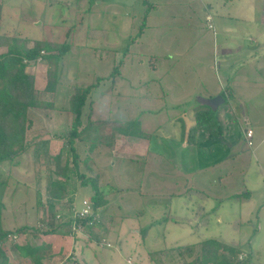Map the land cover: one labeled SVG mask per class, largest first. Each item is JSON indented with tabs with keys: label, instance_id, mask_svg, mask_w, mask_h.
Wrapping results in <instances>:
<instances>
[{
	"label": "rangeland",
	"instance_id": "374dc122",
	"mask_svg": "<svg viewBox=\"0 0 264 264\" xmlns=\"http://www.w3.org/2000/svg\"><path fill=\"white\" fill-rule=\"evenodd\" d=\"M97 1L81 0L82 7H75V4L67 3V7L50 8L46 6V0H0V27L4 34L26 38L29 40L30 46L34 44L35 40H39L42 42L41 48L44 54L55 55L59 51L58 46H64L66 50L57 66L60 69L61 80L57 83L55 91H46L44 87L47 82L48 68L56 67L55 57L49 60L38 58L26 61L27 71L37 78L41 99L54 100L56 108L55 111L47 110L46 107L29 109L32 125L27 131L26 146L28 149L26 153L17 158L16 164L11 165L5 162L0 166V171L4 176H8L7 192L4 195V225L13 230L19 225L28 223L33 226H42L45 229L49 222L58 227V232L66 231L73 226L79 236L78 242H75L69 253L60 254L59 257L55 256L54 259L46 261V264H62V261L65 263L68 258L70 261L76 260L81 264H98L96 261H99V264H191V261L195 260L200 253V246L196 241L198 237L217 238L222 245H233L241 249L238 260L246 259L248 253L251 252L253 260L250 264H264V88L249 90L252 97L249 104L234 105L228 102L218 106L220 109L217 111V118L224 127L227 125L226 128L232 135L235 144L231 146V153L226 156L227 158L225 157L212 168L185 173L183 179L178 175L162 178L161 175L159 176L160 164L166 159L161 154H152V152L149 155L144 154L147 146L146 141L137 142L130 138L129 140L122 139V137L119 138L118 148L113 149L114 152H108L104 148L97 157L94 152L89 153L91 160H88L87 163L93 171L80 162L81 172L88 176L98 175L100 188L116 189L114 193L119 191L118 199H122L120 201L122 204L125 200L132 203L133 208L138 206L137 209H134V213H138L139 207L142 208L149 204L154 196L162 195L158 200L163 207L158 211V214L156 212L154 218H161L160 222H157V227L166 226L169 240L164 239V241L167 240L168 245H172L175 249L171 255L165 253L168 245L163 243L162 238L158 237V242H152L149 247L142 243L137 231L133 232L137 240L128 234L130 243H134L133 246L128 247L123 244L122 237L125 236V232L122 231L124 228L121 223V213L115 207L112 208L111 201L113 200L112 202L115 203L116 199L112 191L110 195H105L110 200V206L107 210H102L108 213L106 216L113 212V222H104L103 220V226H93L91 233L86 230V226L76 227L67 223L71 219L69 205L73 201V199L69 201V197L55 204L56 213L62 212L63 217L53 221L50 219L49 205L43 194H45L46 184L52 179L61 177L55 173L57 170L54 167L53 157L62 147L63 137L60 138V135L68 131L71 125L72 119L69 118L71 113H68L69 110L66 108L73 92V86L76 83L86 86L96 82L100 77L104 78L89 93L83 111L85 121L88 117L90 119L93 117L92 109H94V116L109 117L106 123H96L104 134L109 135L115 121L134 118L147 108L157 107L147 103L142 96L127 95L129 98L123 96L122 99L116 100L113 92L134 94L130 85H127L125 78H121V75L129 78L133 83L131 87H137L138 82L143 80L146 66L161 62L172 64V61H164V58L169 60L171 54L175 56L174 59L179 65L180 57L177 55L176 48L194 49L198 37L205 33L210 38V43H213L215 37L214 29H208L202 3L196 1L197 11L193 19L180 18L181 20L174 18L171 14L183 16V10L178 11L179 8L177 9L174 4H166L162 6V13L166 18L159 20L158 11L154 16V27L159 28L158 33L162 36V40L159 49L153 45L155 50H152L147 47L146 43L151 36L148 31L146 36L138 41V44L136 42L143 31L139 34L146 8L150 5L148 0H113L112 3L107 0L105 8L101 7ZM192 1L190 0V3ZM235 1H238L242 6V1L245 0ZM250 1L259 7L264 4V0ZM113 5L118 7L113 8ZM114 13H118V15L113 16ZM116 16L121 19L116 20ZM132 17L134 18L130 23ZM238 29L239 33L245 34L247 38L250 35L256 36L264 31V21L262 20L260 25H248L247 23L238 25ZM119 33L120 35H118ZM132 38L135 39L134 46L131 43ZM128 46L134 50L133 54L127 51ZM4 49L6 50V47L0 45V51ZM248 50L250 51L251 48L248 47ZM157 52L164 55L156 56ZM203 59H206L203 64H215L217 67L212 54H206ZM187 64L189 66V62ZM114 66H117L118 72L112 75ZM223 92L228 94L229 88L221 91L225 95ZM111 108L113 110H110ZM165 114L162 113L151 123L147 120L149 124L144 122L145 115H141L142 129L148 132L159 124H162L161 127H163L166 119ZM245 118L251 119L249 125L255 126V136L250 147L245 144L243 134H241V131L250 128L248 123L244 122ZM62 130L65 131L62 133ZM39 140L49 141V156L42 155L36 160L34 144ZM214 143L213 145L210 142L209 146L216 148L221 141L217 140ZM85 144H79V142L77 144L81 160L88 154L89 145ZM121 146L123 147L122 151L118 150ZM126 146H130L129 151H125ZM219 151L217 149L216 156H221ZM133 157L146 158L147 161L132 159ZM111 158L116 161L114 169L109 167L108 161ZM203 158V155L200 156V164L204 163ZM65 159L66 154H63L61 160ZM143 174H147V177L143 178ZM131 176H134L135 180H132ZM79 182L80 179L77 178L75 191L77 193L73 195L74 202H72L75 205L74 211L79 214L81 212L91 213L93 212L91 207L93 191L90 186H82ZM191 186L201 188L214 195L211 201L206 202L208 206H218L220 200H223L221 209L206 214L207 208L202 209L200 205L199 210L197 209L193 215L190 211L184 212L183 205L181 207L183 213L180 217L175 215L177 212L174 211V208L166 209L165 213L163 208L169 203V197L181 193L183 190L186 192ZM38 190H40L42 202L37 200ZM137 195L144 196L145 199L139 202ZM174 201L176 205L185 201L188 206L195 205L197 202L203 204L200 194H192L182 199L175 197ZM101 208L99 206L97 210L100 211ZM132 210L129 209L128 212L131 211L132 214ZM169 211L171 212L169 213ZM177 219L181 220V225L176 221ZM187 223L192 224L193 228L191 225H185ZM182 226L191 227L194 232L187 234L175 232L176 228L183 230ZM132 227L137 229V225H132ZM171 229L174 230L169 233ZM41 233L42 231L39 232V234ZM30 234L35 233L31 230L27 233L29 241H32L34 237L32 238ZM90 235L98 236V240L90 239ZM183 236L185 237L183 238ZM180 237L182 238L181 242L175 243L174 240ZM25 238H27L25 235L17 238L8 237L3 242L2 249L9 264H33L34 261L22 260L19 254L11 249L14 242L22 243ZM74 240L76 239L74 238ZM191 244H196L191 255L185 250L178 253V246ZM85 245H88L89 248ZM81 249L84 254H81ZM51 250L53 251V249ZM219 251L226 258H231V253L228 250L220 249ZM56 252L54 254L58 253ZM43 253H46V250ZM219 264L225 263L220 262Z\"/></svg>",
	"mask_w": 264,
	"mask_h": 264
},
{
	"label": "crops",
	"instance_id": "0c3cea01",
	"mask_svg": "<svg viewBox=\"0 0 264 264\" xmlns=\"http://www.w3.org/2000/svg\"><path fill=\"white\" fill-rule=\"evenodd\" d=\"M46 1H47L46 6H49L50 8L56 6L67 7L68 6L67 3H69V5L75 4L74 5L75 7L83 6L80 5L81 0H46ZM148 1L154 6L151 7L147 15L146 26L143 28L141 36H139V38L136 39L137 44L139 40H142V38L146 36V33L148 31L151 34V36L149 40H147L146 42L147 47L152 50H155L154 47L152 46L156 45L157 46L156 49H159V46L161 45L160 43L162 40V36L160 35V33H158L159 28L154 27V19H155L154 16H156V12L157 11L159 12V20L164 19L166 17H164L165 15L164 13H162V6L166 4H174L177 6V9L179 8L178 11H180V9L183 10L182 12L183 16L182 15L179 16L178 14L172 13L171 15H173L174 18L179 20H181L180 18L193 19L194 14L197 11L195 8L197 7L196 1L203 4L204 14L206 16L205 19L208 22V27L209 24H212V27H209L208 29H214L213 31L215 36L214 41L213 43H210L211 42L210 38L205 33L198 37L196 43L194 44L195 47L194 49L189 50V49H182L180 47L176 48L177 55L180 57V59H178L179 65L174 59L175 56L174 55L172 56L171 54V56H169L170 57L169 60L164 58V61L165 62L172 61L173 62L172 64L171 63L163 64L161 62L160 64H151L149 66H146L145 71L143 70L145 72V75L143 76V80L138 82L137 87L134 86L131 87L133 83L129 80V78L127 76L124 77L123 75H121V78H125L124 80L127 82V85H130V89L134 91V94L132 95H130L129 93L118 94L117 92L115 93L113 92V96H116V100H118V98L122 99L123 96H127V95L134 97L142 96V98L147 103L157 106L155 108H147V110H143L142 114L140 112L138 116L127 120L139 119L143 123V121L141 120V115H145L144 122L149 124L147 120H149L151 123L155 120L156 117L162 115V113L163 114L166 113L165 114L166 116H164L166 119L164 121L163 127H161L162 124H159L154 129L151 128L148 132L142 129L145 134L144 137H140L136 135H127L117 131L115 132L114 140L112 139L113 141L112 144L107 143L108 141H110V138L105 137L106 134H104L99 129V132L102 134L100 139L103 140V143L98 144L97 146L94 147L92 151H89V147L91 145L92 139L94 138V134L88 132L85 135H83L80 139H77V141L75 142V147L77 153L79 154L80 152L78 151V145H77L78 142L79 144L81 143L88 144L89 145L87 148L88 154H86V156L88 155L89 160H91V156L89 155V153L91 152H94L95 157H97L100 152H103L104 148H106L108 152L110 151L114 152V150L118 148V143H119L118 141L120 137H122V139L125 138L127 140H129L130 138L132 140H136L137 142L146 141L147 146L144 151V154L149 155L151 152L152 154L155 153L161 154L162 157L166 159L165 162H161L160 164L161 167H160L159 176L161 175L162 178H169L171 176L178 175L181 179H183V174L185 173H189L195 170H202V169L207 170L208 168L214 167L222 159L224 160L225 157L231 153V148H232L231 146L232 145L234 146L235 144L232 135L229 133L228 129L226 128L227 125L226 127H224V125L221 124L223 132L220 136L210 137L207 134V132L203 130H198L195 133H193L194 135L193 137L192 135H190L191 128H194L197 122L195 112L200 109L206 108L207 106L203 102V99L212 98L218 94H222L221 91H223V89L229 88L228 94H226L225 92H223L225 93V95L222 94L225 98L224 101L225 104H227L228 102L234 105L249 104V101L252 99L250 91L254 89L257 90V88H264V31L256 36L250 35L247 38L245 34H240L238 29V25H242V24L245 25L246 23L248 25L262 24V20L264 21V15H263L264 4L260 5L259 7V5H256L254 2L250 0L242 1V6L239 5V2L235 0H193L191 3L190 0H148ZM110 2L112 3L113 0H110ZM97 3L101 7L105 8V4L107 3V0H98ZM115 7L118 6L113 5V8ZM187 7L189 8V10H187L188 9ZM114 15H118V13L116 14L114 13L113 16ZM208 15L211 16L210 20H207ZM133 18L134 17H132L130 23L133 21ZM115 19L119 20L121 18L116 16ZM0 33H3L1 27H0ZM118 35H120V33ZM134 41L135 39L132 38L131 43L133 44V46L135 44L133 43ZM248 47L251 48L250 51L248 50ZM3 51H5V49ZM127 51L130 54H133L134 50L128 46ZM206 54L213 55V59H215V62L217 63L216 64L217 67H215V64L213 65L203 64V62H206V59H203ZM158 55H164V54L157 52L156 56ZM187 62H189V66ZM34 78H35V87L40 90L39 86H37L38 83L35 75ZM59 80H61L60 69H59ZM139 91L141 95L138 94ZM129 96H127V98H129ZM44 101L51 103L49 107H46L47 110L50 109L55 111L56 102L54 100L45 99ZM68 107L66 108L67 110H69ZM219 109L220 107L217 109H213L217 117H218L217 111ZM110 110H113V108H111ZM68 113L71 112L69 111ZM92 115L93 117H91V120L94 121L95 125L96 123L101 124V122L104 120H109V117L94 116V109H92ZM244 117H246V115H244ZM69 118L72 119V113L69 115ZM231 118H233V115H231ZM82 120H83V124L85 125L87 121L84 120V111L82 115ZM250 120L245 118L244 122H246V124L248 123V126L253 130V137H254L255 126L254 125L252 126L251 124L249 125ZM63 131L65 130H62V133ZM68 131L60 135V138L63 137L62 146H63L64 136L66 135V133H68ZM241 134H243V140L245 141V144L248 145L245 140L244 130L241 131ZM217 140H219V142L221 141L219 146H217L216 148L220 150L219 153H221V156L223 154L222 158L220 155L216 156V153L218 152L214 146H209L210 142L214 145L215 144L214 141L216 142ZM129 147L130 146H126L125 151H129ZM118 150L122 151L123 147L122 146L119 147ZM60 151L61 150H59V152ZM202 155L204 156L203 158L204 163L200 164L199 158ZM132 159L147 161L146 158L138 159V157H133ZM96 160L98 161L97 158ZM108 162L110 165L109 167H112V169L116 167L115 159L113 160V158H111ZM63 164L64 162L61 163V165ZM85 165L90 171H93V169L89 167L88 163ZM54 167L56 169V163ZM70 167L72 168V164H70ZM105 168L107 169V166H105ZM81 171L82 170L79 163V172ZM146 175L143 174V178L147 177ZM86 176L93 177L88 175ZM131 179L135 180V177L131 176ZM70 183L72 184V186H74V189L76 191L77 176L75 173L71 174ZM109 185H111V183H109ZM101 190L103 191L104 197L105 195H110V192L112 191L114 197L116 198L114 200L115 203L112 202L113 200L111 201V203L113 204L112 208L115 207L117 211L121 213V219H122L121 223L124 228L122 231L125 232V236H124L125 238L122 237L124 245L128 247H130V245L131 246L134 245V243H130L129 235H132L136 239V237L133 234V232L135 231H137L138 234L140 235L142 243L148 245L149 247L152 244V242H158V237L162 238L163 243L164 244L167 243L168 245V241L167 240L164 241V239L169 240L166 226L164 225L163 227L160 226L157 227V222H160L161 218H154L156 212L158 214V211L163 207V205H161L162 203H159L160 201L158 200L159 197H161L162 195L154 196L156 198L153 197V200L150 201L149 204L142 206V208L139 207L138 213H134V209H137L138 206L133 208V204L132 203L130 204L125 200H123V204H122L120 202L122 199H118L119 191L114 193L116 189H113L111 187L109 189L107 187H102ZM187 190L188 191L186 192H184L183 190L181 193H176L171 195L169 197L170 199L169 203L166 204L163 210L165 211L166 209L174 208V211L177 212V214L175 215H178V217H180L183 213V210H181V207H183V205L185 207L184 212L187 213L188 211H190V213H192L193 215L197 209L199 210L200 205L202 209L207 208L206 214L213 213L221 209L223 200H220L221 202L218 206H212V205L208 206V204L206 203L208 202V200L211 201L213 199L214 197L213 194L205 192L203 189L195 186H191ZM75 191L74 193L70 192V194L72 195L69 194V198H71V200L73 199L72 202H74L73 195L77 193ZM192 194H200L201 202H203V204L197 202L195 205L192 204L191 206H188L186 205V201L184 203L181 202L178 205L175 204L174 201L175 197H179L182 199L185 196H191ZM137 196L139 198V202L145 199L144 196H140V195ZM106 200L107 203L105 205L100 206L102 207L101 210L102 209L107 210V208L110 206V200L107 198ZM74 209H75V205H74ZM129 209H133L132 214L131 211L128 212ZM101 210L99 211L101 217L99 218L98 225L103 226V220L104 222L105 221H108L110 223L113 222V218H114L112 214L113 212H110L111 214H109V216H106L108 213H105L104 210L102 211ZM166 212L167 211H165V213ZM170 212L171 211H169V213ZM176 221L180 225L182 224L181 220L177 219ZM70 222L67 223L69 224ZM23 225L26 224H22L19 226H23ZM132 225L134 226L137 225V229H134ZM185 225L192 226V224L189 223ZM34 227L36 228L37 226ZM181 228H183V230L176 228L175 232L178 233L185 232L186 234L194 232L192 230L193 226L192 228L191 227L186 228L183 226ZM173 230L172 229L169 230V233L172 232ZM58 231L59 230H57L56 232L59 234H57L56 232L30 234L32 238L34 237L32 241H29V238L27 236V233L29 231L20 234H11L8 237L17 238L25 235L27 237L25 238V241L22 243L14 242L11 249H14V252L18 253L22 260L23 259L32 260L30 256H26V257L22 256L19 253V251L14 248L15 244H19V245L30 244L32 246L41 247L42 248L41 264H46V261H49V259L51 258L54 259L55 256L59 257L60 254L69 253V251L74 247L75 242H78L79 236L77 234L72 236V234L67 233V231L61 230L60 232L62 233ZM185 236H183V238ZM8 237L6 239H8ZM74 238L76 240H74ZM90 239L96 241L98 240L91 235H90ZM181 239L182 238L180 237L175 239L174 241L175 243H178L181 242ZM204 239L205 238L198 237L196 241L199 243ZM88 245L85 246L88 247ZM191 245L178 246L177 247L178 253H182L183 251L181 250L186 251V247ZM51 249H53V251ZM44 250H46V253H43ZM165 251H166L165 253L171 255L173 251H175V249L173 248L172 245H168ZM54 252H56L57 254H54ZM81 254H84L82 249H81ZM65 263L81 264L79 261L76 260L70 261V258H68ZM65 263L62 261V264ZM96 263L99 264V261L98 262L96 261Z\"/></svg>",
	"mask_w": 264,
	"mask_h": 264
},
{
	"label": "trees",
	"instance_id": "16d2710c",
	"mask_svg": "<svg viewBox=\"0 0 264 264\" xmlns=\"http://www.w3.org/2000/svg\"><path fill=\"white\" fill-rule=\"evenodd\" d=\"M148 3L150 2L148 1ZM152 6L154 5L150 3L146 8L143 20L140 24L139 34L146 26V18ZM28 41L29 40L26 38L0 33V45L6 47L5 51L0 52V166L5 162L11 165L16 164L17 158L26 153L28 149V146H26L27 131L32 125L29 109L33 107H49V105H51V103L41 99V92L35 87L34 75L26 70V61L36 60L38 58L49 60L55 57L56 67L53 69L48 68L47 84L45 86L46 91H55L59 81V67L57 66L62 59L63 53L66 51L64 46H58L59 51L56 52L55 55L44 54L42 53L41 41L35 40L32 46L28 44ZM117 72L118 68L114 66L111 74L113 75ZM103 79L104 78L100 77L96 82L86 86L77 83L73 86V92L68 101V109L72 113L71 125L68 133L64 136L61 151L53 157L57 170L55 173L61 177L53 179L46 184L45 194H43L47 198V204L49 205L50 219L52 221L54 219H61L63 214L62 212L56 213L55 204L69 197L70 192L74 193L75 189L70 183V180L71 174L75 173L77 178L80 179L79 183L82 186H90L93 191L91 196V207L93 212L81 216L78 212L75 213L74 205L71 202L69 205L71 215L70 224L76 227L86 226V230L90 233L92 227L98 225L99 218L101 217L97 208L105 205L107 200L99 187L98 175L95 174L93 177H87L84 173L79 172V163L83 162L87 164L89 156L87 155L81 160L77 153L75 142L86 133L91 132L94 134V138L92 139L89 151H92L98 144L103 143V140L100 139L102 134L99 132V126L95 125L94 121L89 117L85 125L82 120L83 108L89 93L93 87L97 86ZM195 116L197 122L194 128H191L190 135H192V137L194 136L193 133L198 130L207 132L210 137L220 136L222 134L221 123L210 106L196 111ZM107 121L108 120H104L101 123H106ZM117 131L127 135L145 136L139 119L117 120L114 122L111 133L105 136L110 138V141L107 142L108 144L113 143L112 139ZM48 145V140H39L34 144L36 160L42 155L49 156ZM63 154H66V159L64 161L61 160ZM62 162H64L63 165H61ZM70 164H72V168ZM7 187L8 176H4L2 171H0V264H8V259L5 257L6 255L2 249V244L9 235L20 234L30 230L35 234L40 231H42V233H52L58 230L57 226L51 225L49 222L45 229L42 228V226H37L35 228L30 224L19 226L13 230L8 229L3 223L4 195L7 192ZM37 193L38 202H42L40 190H38ZM69 199V201H71V198ZM66 231L72 235L77 234L73 226ZM93 237L98 239L95 235ZM198 245L200 246V253L195 260L191 261V264H219L220 262H224L225 264H250L253 260L251 252L248 253L249 255L246 259L238 260L241 249L233 245H222L216 238L204 239L199 242ZM195 246L196 245L193 244L186 247V251L191 255ZM14 248L17 249L22 256H30L35 264H41V247L32 246L30 244H15ZM220 249L224 251L228 250V252L231 253V258H226V256L219 251ZM220 259L221 261H219Z\"/></svg>",
	"mask_w": 264,
	"mask_h": 264
},
{
	"label": "water",
	"instance_id": "95a60500",
	"mask_svg": "<svg viewBox=\"0 0 264 264\" xmlns=\"http://www.w3.org/2000/svg\"><path fill=\"white\" fill-rule=\"evenodd\" d=\"M225 98L222 94H218L212 98H205L203 99V102L207 105L210 106L212 109L218 108V106L222 103H224Z\"/></svg>",
	"mask_w": 264,
	"mask_h": 264
},
{
	"label": "built area",
	"instance_id": "2783aa9c",
	"mask_svg": "<svg viewBox=\"0 0 264 264\" xmlns=\"http://www.w3.org/2000/svg\"><path fill=\"white\" fill-rule=\"evenodd\" d=\"M211 19V16L208 15L207 17V20H210ZM209 27H212V24H209ZM245 132V140L247 142L248 145H252L253 144V130L251 128L247 129L244 131ZM84 214H87L85 212H81V214L79 215H84Z\"/></svg>",
	"mask_w": 264,
	"mask_h": 264
}]
</instances>
